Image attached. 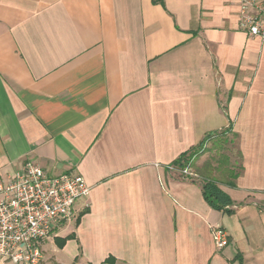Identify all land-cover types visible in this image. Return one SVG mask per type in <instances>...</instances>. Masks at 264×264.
<instances>
[{
	"label": "crops",
	"instance_id": "0c3cea01",
	"mask_svg": "<svg viewBox=\"0 0 264 264\" xmlns=\"http://www.w3.org/2000/svg\"><path fill=\"white\" fill-rule=\"evenodd\" d=\"M240 2L0 0V180L31 162L91 188L41 261L264 264V40L238 29ZM228 129L232 214L179 172Z\"/></svg>",
	"mask_w": 264,
	"mask_h": 264
},
{
	"label": "built area",
	"instance_id": "2783aa9c",
	"mask_svg": "<svg viewBox=\"0 0 264 264\" xmlns=\"http://www.w3.org/2000/svg\"><path fill=\"white\" fill-rule=\"evenodd\" d=\"M238 29L250 38L264 40V0H241ZM179 172L197 178L189 165ZM90 190L77 173L49 176L31 162L7 180H0V260L39 264L40 244L71 218L76 202L86 199ZM211 235L216 249L227 245V234L221 228H214Z\"/></svg>",
	"mask_w": 264,
	"mask_h": 264
},
{
	"label": "rangeland",
	"instance_id": "374dc122",
	"mask_svg": "<svg viewBox=\"0 0 264 264\" xmlns=\"http://www.w3.org/2000/svg\"><path fill=\"white\" fill-rule=\"evenodd\" d=\"M202 155H205L204 158H201ZM238 154L235 146V140L231 135L222 136V138H217L210 141V144H203L199 147L195 154L188 157L185 163L181 166V168L190 166L191 171L196 173L198 171L196 168L201 167L205 162L209 163L213 167H221V164H224V169H228L226 176L233 175L238 171ZM224 162H227L226 164ZM201 166H197L200 165ZM213 168V169H216ZM231 168V169H230ZM214 176H217L218 180L221 178H225L224 173L220 172H212ZM42 244V243H41ZM40 244V247H41ZM57 251H60L56 248ZM46 258L43 259L40 264H56L54 260L51 258L53 256L56 260L60 258V254H56L55 252H46ZM64 264H68L64 262Z\"/></svg>",
	"mask_w": 264,
	"mask_h": 264
},
{
	"label": "trees",
	"instance_id": "16d2710c",
	"mask_svg": "<svg viewBox=\"0 0 264 264\" xmlns=\"http://www.w3.org/2000/svg\"><path fill=\"white\" fill-rule=\"evenodd\" d=\"M228 133L232 136V138L234 140H236V136L231 132L230 129L222 131L219 134H215V135L209 136L206 139H204L197 146V148H195L191 152L190 156L195 154L197 149L199 147H201L203 144H205L208 140H210V139L212 140V138H213V140L217 139V138H222V136H226ZM224 163L226 164L227 162H224ZM223 166H224V164H221V167L216 168V167L211 166L209 163H206L203 165L202 169H198V171H196V172L200 178L199 182L201 185V192H202V196H203L204 200L206 201V203L213 210L220 211L224 214H232V211L227 209V206L231 205L230 198L223 191L220 190L218 183H217V181H219V180L217 178H215L217 176H214L211 174L212 172H220L221 171L222 173H224L225 177H227L226 173H227L228 169H226L227 171H225ZM213 168H216V169H213ZM238 176H239L238 171L236 173H234L233 175H229V177L225 178V180L227 179L226 185L229 187H232V188L235 187L234 180H236ZM220 180H224V178H221ZM70 239H72L71 235L66 237V238H63V239L55 238L54 244L56 245L57 248L62 249L64 247V245L66 244V242ZM102 264H115V260L112 257H109Z\"/></svg>",
	"mask_w": 264,
	"mask_h": 264
}]
</instances>
